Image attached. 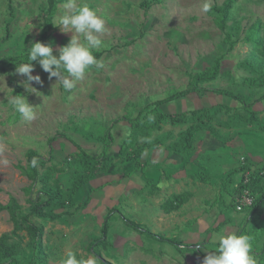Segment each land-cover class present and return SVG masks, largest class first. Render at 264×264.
Wrapping results in <instances>:
<instances>
[{"label": "rangeland", "instance_id": "374dc122", "mask_svg": "<svg viewBox=\"0 0 264 264\" xmlns=\"http://www.w3.org/2000/svg\"><path fill=\"white\" fill-rule=\"evenodd\" d=\"M158 1L57 0L52 30L46 40L39 41L45 0H0V207L4 208L0 211V237L9 236L7 244L16 247L20 264H29L31 238L20 229L11 233L14 219L19 220L28 212L31 199L45 198L43 186L58 183L66 191L82 171L80 166L69 164V155L76 151L73 145L57 138L50 152V138L64 135L97 155L102 146L95 140L105 134L113 119L122 115L135 117L149 104L184 90L189 74L211 66L219 56H222L220 75L205 86L231 90L241 96L256 94L257 89L244 87L243 81L257 76L254 70L264 66V0H235L229 24L239 23L241 31L230 52L223 44L224 34L214 24V13L208 12L209 7L224 0ZM256 22L260 23L256 36L259 46L245 40L249 27ZM94 52H102V56L90 61L87 67L70 63L85 60ZM27 54L33 57L26 65L11 68L2 63L6 58ZM48 55L66 63L58 67L41 61ZM185 99H191L189 103L194 107L215 105L217 109L222 104L210 93ZM185 102L176 104L183 108ZM168 106L164 104L160 109L165 107L164 113H169ZM237 113L244 114L241 109ZM232 114L216 113L215 137L204 131L197 134L196 151L191 158L195 162L184 168L190 166L186 174L189 179L184 181L195 178L196 161L207 165L213 179L220 181L234 162L247 158L240 157L241 153L229 148L228 143L240 137L247 149L261 143L264 116L259 117V123L237 122L229 121ZM186 127L162 123L159 131H152L149 140H157L159 146L146 148L141 162L156 149H165L174 156L166 148L178 141ZM111 133L113 153L130 134V127L121 123ZM214 138L229 145L228 150L216 151ZM203 140L211 143L203 147ZM138 141L142 145L145 140L139 137ZM29 152L36 154L32 159L38 173L35 182L29 178ZM130 169V161L115 160L105 175L94 178L91 186L85 185L76 201H85L91 188L101 187L91 194L85 211L53 222L32 218L43 227L45 253V260L34 264H93L95 258L88 252V246L100 236L110 211L107 238L111 247L99 250L104 260L112 264H177L179 261L207 264L192 254L181 255L183 261L172 246L155 243L127 228L122 221L126 218L138 222L156 234L186 244L200 243L204 239L189 230L190 223L206 207L203 194L197 192L196 186L187 187L183 193L191 194L188 201L180 209L166 213L162 205L171 191L163 192L154 178L151 181L156 187L145 186L146 174L154 177V171L160 172L159 169L149 165L144 168L145 175L124 177ZM175 171L169 170L168 178L174 177ZM233 182L239 184V178ZM5 208L14 212V219ZM211 211L198 220V230L206 231L214 226L216 217L212 218ZM259 221L246 229L256 233L255 239L260 244L264 237ZM207 239L213 243L225 241L220 232L210 233ZM203 254L211 256L206 251ZM247 260L244 257L232 264H246Z\"/></svg>", "mask_w": 264, "mask_h": 264}, {"label": "trees", "instance_id": "16d2710c", "mask_svg": "<svg viewBox=\"0 0 264 264\" xmlns=\"http://www.w3.org/2000/svg\"><path fill=\"white\" fill-rule=\"evenodd\" d=\"M45 2L46 9L43 15L39 41L46 40L49 32H51L52 19L57 7V0H45ZM155 2L159 3L158 0H155ZM234 2L235 0H224L220 5H213L208 8V12H212L215 15V26L224 34L223 44L227 46V52H230L233 49L234 44L239 39L241 31L239 23L233 22L232 24H229V22L232 21L231 10ZM146 5L147 4H144L143 6ZM259 27V22L251 25L245 36V40L255 46L260 45L256 37ZM101 56L102 52H94L85 60L78 62L71 61L70 63L80 67H87L90 61L99 59ZM32 57L33 54L9 57L4 59L2 63L6 67L14 68L28 64ZM221 59L222 56H219L214 60L211 66L202 71L189 74L188 84L184 90L175 91L169 97L149 104L142 108L135 117L122 115L113 119L105 134L95 140L102 146L100 153L97 155L87 152L79 144L64 135H57L48 140L50 152L51 144L57 138H64L71 143L76 151L69 155V164L80 166L82 171L74 178L71 187L66 191L63 190L58 183H54L52 186H43V194L45 198L42 200L39 198L31 199L28 212L25 215H22L19 220L15 218L13 211L9 210V208H5L10 212L11 217L13 219L15 218L14 228L11 233L15 234L16 231L20 229L25 231L31 238L30 249L32 254L29 264L45 260L42 241L44 234L43 227L36 224L32 218L53 222L61 220L65 216L72 217L80 211H85L90 203L91 194L101 187L96 189L91 188L85 201H76V196L82 191L83 187L88 185L94 178L100 175H105L115 160H126L131 162V169L124 175V177L130 178L137 172L145 175L144 168L149 166V163L145 162L143 164L141 162V157L146 148H153L158 144L157 141H149L150 133L152 131H159L162 123H169L170 125H187L186 129L180 134L178 141L168 144L166 148L171 154L181 158V168L184 169L187 165L193 163L191 158L196 151L195 142L197 134L204 131L213 136L215 135L216 129L214 126V118L217 112L224 111L226 115H230L232 112L233 114L229 116V121H259V112L252 110L254 102H251L248 97L235 94L231 90L207 88L205 86L219 77L221 72ZM41 61L53 63L58 67L63 66L66 63L58 62L52 55H48ZM254 73L257 74V76L244 79V87H248L249 89H259L264 87V66H262L261 69H255ZM204 93L229 98L231 101L236 102L237 106L236 108H233L225 104H219L217 105V109L215 107V109L213 107H202L200 109L180 113H164L160 111V107L164 104L174 103L177 102V100L185 99L188 96ZM262 100H264V95L260 96L256 102ZM237 109H241L244 114L237 113ZM233 110H235V112H233ZM121 123L129 125L130 134L118 145L117 152L111 153V148H113L114 145V137L111 131L116 125ZM139 137L145 140L142 145H139L138 143ZM34 155L36 154L29 152L27 156L31 169L29 178H31L33 182L37 181L38 177L35 163L32 161ZM197 169V180L200 183L209 184L207 179L208 176L204 173V171L207 170V167L197 165ZM240 171L241 169L238 168L231 170L220 182L221 191L219 196L213 203L210 204L209 202H206V204H210L211 208L217 205H223L224 212L236 211L235 205H226L223 202L222 193L226 192L232 196L233 194H242L243 191H246L253 199L251 204L242 208L241 211H247L248 216L252 217L255 212L259 211L264 206L263 180L252 176L244 185L239 183L238 186L234 188L233 193L229 192L228 188L231 187V184L233 183V177L238 175ZM39 181L42 182V180ZM146 185L153 188L156 187V185L149 180H146ZM190 197L191 194L187 192L172 194L166 199L162 208L166 213H171L180 209ZM3 209V207H0V211ZM111 213L112 211H110L104 219L100 229V236L97 239H94L88 246V252L95 258L93 264H112L111 262L104 260L99 251H106L111 247L107 238ZM122 221L127 228L139 235L155 243H165L172 246L176 252L179 253L180 257L184 254H192L193 256L201 257L207 264H232L238 262L244 257H252V262H255L254 264H264V242L259 244L255 239L256 233L254 231L250 232L246 229L249 220L241 223L238 226L237 231L233 235H230L225 241L213 243L204 240L196 244H186L178 241L176 238L163 237L159 234L153 233L142 224L126 218H122ZM227 223L228 220L219 222L214 227L208 228L206 233L210 234L213 232H219V230ZM8 239L9 236L7 234H3L0 237V264H2L3 261H6L8 264H20L19 260L16 258V247L9 246L7 244ZM208 245L211 247H208ZM203 251L208 252L211 256L205 257ZM181 258L183 259V257ZM177 264H185V261H179Z\"/></svg>", "mask_w": 264, "mask_h": 264}, {"label": "crops", "instance_id": "0c3cea01", "mask_svg": "<svg viewBox=\"0 0 264 264\" xmlns=\"http://www.w3.org/2000/svg\"><path fill=\"white\" fill-rule=\"evenodd\" d=\"M260 89H263L264 90V87L262 88H259L257 89V92L254 96H250V95H247L246 97H248L249 99H251V102H254V106L252 108V110L256 111V112H259V115L258 117H261V116H264V100L262 101H257L256 100L264 95V91L261 92ZM212 96L216 97L217 99H219V103H222V104H225V105H228L230 107H233V108H236L237 106V103L236 102H233V101H229L227 100L226 98L224 99L223 97L221 96H215L212 94ZM229 99V98H228ZM183 101H186L185 102V107H180L178 106V104L176 103H179V102H183ZM191 101V99H190ZM188 99H181V100H178L177 102H174V103H169L170 106H168V112L169 113H178V112H184V111H189V110H194V109H200L202 107H215L214 106H199V107H194L193 105L194 104H190V102ZM192 102V101H191ZM175 104L173 107H171V105ZM166 108H161L160 111L161 112H164L166 111L165 110ZM236 111H239V110H236ZM233 112H235V110H233ZM256 123H259V122H256ZM161 126V125H160ZM176 126V125H175ZM186 129V128H185ZM184 129V130H185ZM262 136H263V140H264V128H262ZM152 133V132H151ZM150 133V134H151ZM216 135H214L215 137ZM215 139V138H214ZM207 140V139H206ZM206 140H203L201 141V144L203 147H205L208 143H211L209 140H208V143H206L207 141ZM260 140H262V137L260 138ZM261 141V143H259L258 146L254 147V148H251V149H247V146H246V142L243 140L242 137H240L238 140H235L231 143H228L230 145H225L223 144L222 142H220L219 140H214L213 141V144L215 145L216 144V151L218 152H221V153H224L226 150H228L227 148H231V149H236L238 150L241 154H240V157L241 156H245L247 157V162L251 165H254L255 167H260V168H264V141ZM153 141H157V140H153ZM253 145H255L254 143H252ZM159 145H157L158 147ZM155 148V147H153ZM157 151H155L151 157H147L145 159L144 162H142L143 164L145 162H148L149 165H153V166H156L160 172L157 171H154L153 175L154 177H152L151 174H146V179H145V186L146 185V180H154L156 179V181L158 183H156L157 185H159L161 187V189L163 190V192H166L168 190H170L171 194H176L177 192H182L184 190H186L187 187H193L196 186L197 188V192L200 194L202 193L203 195H201V198H202V201L204 203V205L206 206L205 209L199 213V215L197 217H195V219L190 223V230H189V233H194L195 234H198L199 237L195 236L193 237L194 238H202V240L204 239L205 241H207L208 237L210 236V234H207L206 231H203V230H198V226H197V222L198 220L203 216V215H206L209 211L211 210H214V211H211L213 212L212 214V218H215L216 217V221L214 222V226L219 223V222H222L224 220H228V223L226 225H224L220 230L219 232L222 233V237L225 238V240H227V238L234 234V231L238 228V226L245 222L246 220H249L248 222V225L247 226H252L254 225L258 220L260 225L263 227L262 228V239L264 237V206L262 207V209H260L259 211L255 212L252 217H249L248 216V213L247 211H227V212H224V206L223 205H217L215 207H212L210 206L211 203L214 202V200L219 196V193L221 191V180L223 179H220V181H215L213 179V175L211 173L208 172V166L205 165V164H200L199 162H197V165H201V166H205L207 167V170L204 171L205 174H207V179H208V183L209 184H203V183H200L198 180H197V173H196V176L194 179H191L189 182H186L184 180H188L189 178L186 176V174L188 173V170L190 169V166H192L193 164H189L190 166L187 168V169H183L181 168V158H175V157H179V156H170L167 151H165V149H162V150H158L156 149ZM160 151V152H159ZM165 153H166V156H165ZM201 157V156H200ZM192 162L194 163L195 162V159L192 160ZM238 164H239V161L237 160L236 162H234L230 167L229 169L227 170V174L233 170V169H236L238 168ZM147 167V166H146ZM176 170L175 172V176H171L168 178L169 174H168V171L170 170ZM138 174L140 175L141 173L140 172H137L135 173L134 175H137ZM226 174V175H227ZM142 175V174H141ZM225 175V176H226ZM154 178V179H153ZM170 179V183L166 181V179ZM225 178V177H224ZM238 178V175H236L235 177H233V181L235 179ZM264 180V179H262ZM141 182V181H140ZM153 182V181H151ZM91 183V182H90ZM88 184L87 186H91V184ZM155 184V183H154ZM236 186H238V184L236 185L234 182L231 184V187L228 188L229 192H232L234 191V188H236ZM263 187H264V182H263ZM244 192V191H243ZM169 195V196H170ZM212 195V197H211ZM242 195L243 194H240V193H237V194H233L232 196L227 194L226 192L225 193H222V199H223V202L226 204V205H235L237 204V202L239 201L240 198H242ZM251 197V196H250ZM252 198V197H251ZM253 199V198H252ZM206 202H209L210 204H206ZM245 207V206H244ZM243 207V208H244ZM212 226V227H214ZM154 233V232H153ZM200 233V234H199ZM197 240H200V239H197ZM263 241V240H262ZM209 242L210 239H209ZM263 243V242H262ZM260 243V244H262ZM210 246V245H208ZM211 247V246H210ZM247 261H246V264H254L255 262H252L253 258L252 257H247ZM193 264V263H192Z\"/></svg>", "mask_w": 264, "mask_h": 264}, {"label": "built area", "instance_id": "2783aa9c", "mask_svg": "<svg viewBox=\"0 0 264 264\" xmlns=\"http://www.w3.org/2000/svg\"><path fill=\"white\" fill-rule=\"evenodd\" d=\"M238 169H241L238 174L239 182L243 185L247 183L252 176L260 179H264V168L255 167L247 162V159L242 157L239 160ZM242 198L236 204V210L241 211L244 206H249L252 202V198L249 193L244 191Z\"/></svg>", "mask_w": 264, "mask_h": 264}]
</instances>
